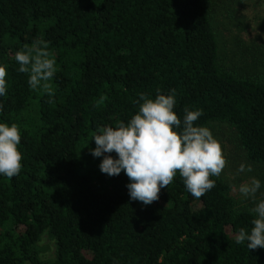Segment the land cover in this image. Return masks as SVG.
I'll use <instances>...</instances> for the list:
<instances>
[{
  "label": "trees",
  "instance_id": "obj_1",
  "mask_svg": "<svg viewBox=\"0 0 264 264\" xmlns=\"http://www.w3.org/2000/svg\"><path fill=\"white\" fill-rule=\"evenodd\" d=\"M37 39L56 61L51 97L15 61ZM252 49L250 70L221 64L205 0H0V123L19 126L23 157L18 175L0 174V264H261L264 249L235 243L254 214L222 177L196 199L177 172L144 205L124 171L102 173L103 156L90 153L98 125L127 123L141 93L174 89L181 128L185 110H199L194 126L229 125L246 158L264 165V52ZM46 231L53 262L37 248Z\"/></svg>",
  "mask_w": 264,
  "mask_h": 264
},
{
  "label": "clouds",
  "instance_id": "obj_2",
  "mask_svg": "<svg viewBox=\"0 0 264 264\" xmlns=\"http://www.w3.org/2000/svg\"><path fill=\"white\" fill-rule=\"evenodd\" d=\"M48 44L37 39L15 53L18 71L28 74L31 89H41L50 97L54 95L51 81L57 71L56 61L51 57ZM5 66H0V96L6 94ZM106 97H101L102 104ZM139 111L127 123L116 121L115 126H97L93 133L95 148L90 149L94 157L103 156L99 167L108 176H118L121 171L129 178L126 185L131 200L150 205L159 199L162 188L168 187L177 172L184 185L196 199L215 187L211 177H219L227 165L223 148L205 126H194L201 111L185 110L183 127L177 113L175 90L170 94H158L153 100L141 93ZM49 100V103H52ZM139 103V101H137ZM2 109V104H0ZM20 128L16 123L8 126L0 123V174L12 178L21 170L22 153ZM115 152L114 158L111 153ZM107 154V155H105ZM252 165L241 163L237 174L251 172ZM261 181L255 177L241 183L238 191L245 199H252L255 206L250 232L240 228L234 236L236 244L247 242L249 250L264 249V199L257 201Z\"/></svg>",
  "mask_w": 264,
  "mask_h": 264
},
{
  "label": "rangeland",
  "instance_id": "obj_3",
  "mask_svg": "<svg viewBox=\"0 0 264 264\" xmlns=\"http://www.w3.org/2000/svg\"><path fill=\"white\" fill-rule=\"evenodd\" d=\"M209 5L215 29L220 43V61L225 67L237 70H250L256 66L243 55L244 48H253L264 52V0H205ZM255 64V65H254ZM254 70H260L255 68ZM213 136L220 142L227 165L222 171V177L231 188L239 206L253 208L255 202L245 199L238 191L241 183H246L255 177L261 181V188L256 196L257 201L264 199V165H254L246 158L234 130L224 123H212L208 127ZM241 163L251 164V172L237 174ZM42 259L53 262L56 259L57 243L55 237L46 231L37 243ZM261 264H264V259Z\"/></svg>",
  "mask_w": 264,
  "mask_h": 264
}]
</instances>
